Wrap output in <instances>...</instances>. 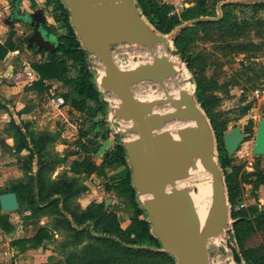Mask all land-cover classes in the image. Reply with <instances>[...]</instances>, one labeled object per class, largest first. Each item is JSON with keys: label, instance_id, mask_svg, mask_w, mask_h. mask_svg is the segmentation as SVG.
<instances>
[{"label": "rangeland", "instance_id": "rangeland-1", "mask_svg": "<svg viewBox=\"0 0 264 264\" xmlns=\"http://www.w3.org/2000/svg\"><path fill=\"white\" fill-rule=\"evenodd\" d=\"M156 1L162 7L164 15L168 18L177 16L180 19L179 26L164 34L161 28L155 26V20L150 22L143 17L148 27L164 40V44L158 43L157 54L150 53L138 44L118 41L111 46L112 56L121 69L131 72L151 66L155 57H164L172 66L175 76L180 74L185 76L184 86L189 91L192 106L204 114L209 125L215 127L211 158L222 174L225 191V195L220 199L218 197L216 202L224 213L221 234L212 238L206 236L209 264H235L226 242L230 241V236L234 234L232 226L235 220L232 219L231 213L240 210L245 212L251 226L244 231L239 247L231 244L236 247L240 256L242 252H251V264H264V225H257L254 222L256 214L264 213V156L256 157L251 153L257 126L264 118V6H251L264 4V0ZM226 5L227 14L224 16L222 6ZM26 8L32 11L29 13L37 10L47 12L46 22L50 25V29H54L56 34L62 33L60 23L52 19L50 8L46 7L44 2L40 5L31 2V6L26 3L20 4L19 13L16 18L13 17L15 19L10 17L12 11L10 6L8 13L4 14L7 19L0 23L2 43L4 44V41L11 36L10 42L19 49L8 54L4 61L0 62V76H2L0 77V194L10 191L18 182H26L29 179L27 166L30 164L31 172L36 169L40 171L44 195L62 183L70 186L72 194L67 202V210L64 211L59 207L58 214L47 211L42 215L33 216L29 210L31 203L25 201L17 212L9 215L19 231V236L34 235L38 228L42 227L51 234L50 247H41L42 251L37 252L39 254L24 258L26 262L21 264H40L46 257H52L53 262L71 259L74 256L87 258L88 252H102L106 255L110 251L109 248L97 241L91 229L76 228L73 220L78 219L83 212L95 209L101 202L110 200L107 208L116 216L119 226L124 229L128 226L133 212L132 207L124 203L123 197L106 189L111 182L108 181L109 178L122 172L123 168L109 171L112 175L105 179L96 176H79L71 171V163L82 158V150L78 143L81 142L80 138L84 130L91 128V123L83 119L82 115L79 117L71 106L66 114L69 117L67 122L57 116L60 115V108L63 107L58 106L57 99L60 94L66 92L60 83L49 82L50 91L45 93L28 92L32 80L26 76V68L30 67L32 70V66L43 61L45 57L38 55L35 47H27L25 40L32 34L33 29L19 20L21 16L19 14L27 12ZM184 15L198 17L186 21ZM201 22L211 23L202 25L199 24ZM183 29L189 31L184 34L181 42H176ZM89 63L90 68L95 72V82L99 86V80L103 77V67L92 54L89 55ZM197 78L202 79L199 89L196 84ZM167 81L168 79L164 85ZM161 89L153 81H142L132 86L134 96L145 105L151 106L153 111L158 109L159 102L164 97ZM103 97L108 102L109 108L105 118L98 115L93 122L100 124L99 138L96 141L94 138L89 139L92 143L91 150L95 149L94 154L109 144L113 145L111 144L113 139L106 144L103 138L108 132H118L124 143L136 142L138 139L137 134L132 130L134 125L123 122L115 116L120 104L116 96L104 91ZM89 115L91 113L87 116ZM8 120H15L25 128L29 127L37 139L42 137L45 140L39 161L27 150L15 152L14 141L6 132V126L10 122ZM235 127L241 130L244 138L236 152L228 156L223 145V135ZM47 134L50 136L49 139ZM155 135H161L160 130L156 131ZM84 140L90 142L88 138ZM225 156L229 158L230 163L223 170L220 161ZM97 158L95 157V160ZM224 172L231 176L232 184L236 185L238 192V198L232 205L226 198L224 181L227 175ZM187 179H180L169 188L174 192L184 190L192 194L195 190L193 184L184 187ZM78 192L81 193L77 194ZM138 195L143 205L149 203L151 195L143 192ZM205 204L214 207L213 201ZM27 217L30 218L27 223H31L28 226L25 224ZM68 225L72 226V229ZM231 240L234 242V239ZM7 243L6 240L0 249V264H19L16 255H3V252L9 249ZM160 252L173 258L163 249ZM106 264L170 263L156 257L139 259L135 262L121 260ZM172 264H177L175 259ZM241 264L248 263L241 258Z\"/></svg>", "mask_w": 264, "mask_h": 264}, {"label": "water", "instance_id": "water-1", "mask_svg": "<svg viewBox=\"0 0 264 264\" xmlns=\"http://www.w3.org/2000/svg\"><path fill=\"white\" fill-rule=\"evenodd\" d=\"M61 1L69 12L70 23L83 48L97 57L103 67L104 81L98 87L113 93L120 103L115 116L123 122L134 124L132 130L138 136L137 141H121L124 143L131 169L133 188L138 194L148 191L152 197L151 202L141 204L147 213L153 236L159 240L163 251L173 256L177 264H209L207 237L201 233L189 193L181 190L167 194L169 186L187 177L189 160L183 144L187 149L197 151L200 147L199 133L183 130L179 133L180 142L167 135L156 136L155 132L161 130L166 119L152 114V107L141 104L132 91V86L142 81L156 82L163 89L164 82L174 76L172 66L166 58L155 57L151 66L129 73L116 64L111 52L112 44L121 41L138 44L152 53V49L158 43L164 44V40L148 27L133 0ZM8 2L14 3L13 14L16 13L21 1ZM47 15V12L37 10L20 16L19 20L33 29L27 39L28 48L36 47L37 52L54 53L58 41L48 36L43 29ZM115 31H118L116 35ZM191 106V97L182 95L180 101L173 105L176 113L172 119L194 121L199 126L205 148L203 160L206 170L216 181L213 187L220 199L225 191L222 174L211 158L213 133L204 114L195 108L190 110ZM243 138L237 127L223 135V145L228 156L236 152ZM251 153L256 157L264 156V118L257 126ZM109 203L110 200H105L104 207L107 208ZM18 210L19 203L15 193L0 195V211L3 214ZM226 246L232 253L234 263L241 264L236 247L229 240Z\"/></svg>", "mask_w": 264, "mask_h": 264}, {"label": "trees", "instance_id": "trees-1", "mask_svg": "<svg viewBox=\"0 0 264 264\" xmlns=\"http://www.w3.org/2000/svg\"><path fill=\"white\" fill-rule=\"evenodd\" d=\"M18 0H15V2ZM141 16L148 21H156L155 26L161 28L164 34L169 33L172 29L180 25V19L175 16L168 18L162 13L161 6L156 0H133ZM14 10V3H10ZM46 7L50 8V16L52 19L60 23L62 33H54V29H50V25L45 22L43 29L48 36L54 37L58 41V47L54 53H47L40 51L39 54L46 55L47 62L38 63L32 66V70L38 75V79L31 84V90L38 93L46 92L49 86L46 84V80L58 81L61 85L67 88L66 92L62 94L64 103L71 106L76 111H84L88 104L94 105L96 116L100 115L105 118L108 113V102L103 97V90H101L95 82V72L90 68L89 53L83 48L80 40L78 39L74 28L70 23V15L65 8L61 0H45ZM165 8V4L163 5ZM264 6V4H254L251 7ZM169 8V7H168ZM227 5L222 6V12L224 16L227 14ZM18 10L13 15L18 14ZM23 12L19 15H26ZM198 16L184 15V20L188 21ZM211 22L199 23L202 25L210 24ZM189 29H183L180 35L176 38V42L183 40L184 34ZM13 35V34H10ZM9 36L4 44L0 45V60L4 59L9 52L18 51V47L11 43ZM28 37L25 41H27ZM36 48V47H35ZM201 78L196 79L197 88L202 85ZM202 108L203 102L200 103ZM212 133L215 131L214 125H210ZM214 130V131H213ZM6 132L14 141L15 152L27 150L31 156H36L38 161L40 155L44 149V139L40 137L37 139L33 130L29 127H23L21 124L17 125L10 122L6 128ZM90 133V130L89 132ZM87 133L82 134L85 137ZM49 139V135L47 134ZM52 139V138H51ZM106 139V136H104ZM82 149L83 158L80 161L74 160L71 163V171L79 176H91L93 174L100 178H107L103 171V167L106 168H123L122 172L116 174L114 177L109 178V186H106L108 191H112L119 197H123L125 204L131 206L133 212L129 219V224L125 229L119 226L116 216L112 214L109 209H105L104 202H101L95 207V209H89L83 212L78 219H74V225L76 228L87 227L91 229L93 235L97 238V241L106 245L109 248V253L104 255L102 252H88V257L83 258L80 256H74L71 259L59 260L53 262L52 257L47 258L45 264H106L115 263L121 260H130L135 262L139 259L156 257L167 260L170 264L174 263V259L168 254H160L162 246L159 240L153 236L151 224L148 221L147 213L142 207L139 200L137 191L133 188L131 169L127 160L126 151L124 149V143L121 141L120 135L114 136V145L111 150L105 154L101 167H97L93 164L89 157L90 144L78 143ZM31 157V158H32ZM230 161L225 156L220 161V167L225 170ZM29 173V179L26 182H19L14 184L10 191L17 196L19 203V209L25 201L31 203L30 212L33 216H39L47 211L58 214L61 207L64 211L67 210V202L70 198V186L66 183H62L56 186L47 195H44V187L40 177L39 169L31 172V164L27 166ZM225 175L226 172H224ZM226 187V198L229 204H233L238 198V192L235 184H232L231 176L227 175L224 181ZM85 189V188H84ZM81 192H78L79 194ZM0 194V195H1ZM234 234L230 236V241L236 247L241 245L244 237V231L249 229L250 220H248L243 210L232 212ZM25 224L30 218H25ZM254 222L257 225H264V213L256 214ZM70 229L72 226L68 225ZM0 229L9 234L14 231V226L9 222L7 215H0ZM74 230V229H73ZM51 234L46 228H40L36 235L28 238L17 240L11 243L19 249L20 252L28 250H35L40 248L44 241L50 240ZM231 239H234L232 242ZM108 257V258H107ZM246 263L251 264L250 257L251 252H242L240 256Z\"/></svg>", "mask_w": 264, "mask_h": 264}, {"label": "bare ground", "instance_id": "bare-ground-1", "mask_svg": "<svg viewBox=\"0 0 264 264\" xmlns=\"http://www.w3.org/2000/svg\"><path fill=\"white\" fill-rule=\"evenodd\" d=\"M117 33L118 31H115V35ZM158 50L159 48L157 46L156 48L152 49V53L157 54ZM124 71L132 73L130 70ZM102 76L103 77L101 78V80H99L100 84H102L104 81V73L102 74ZM184 77L185 76L180 74V76L174 75L168 79V81L164 85V88L161 89V94L163 93L164 97L161 98L158 109H155V111H153L154 109H152V114L166 119V122L161 128L160 133L162 135L169 136L177 142H180L179 133L183 130L196 131L199 133L198 138L200 141V147L197 151L193 149H187L186 145L183 144L189 160L186 177L188 179L186 185L184 184V187L193 184L195 190L192 192V194L189 193V195L192 201V205L193 203L195 205V208L194 205L193 208L196 212V216L200 224L201 233L203 236H211L212 238L221 234V225L224 220V213L216 205L218 196L216 195L213 187L216 181L212 174L206 170V163L203 160L205 155V148L200 134V128L194 121H179L172 119V116L176 113V109L173 107L174 103L180 101L181 96L184 94L190 96L188 89L186 88V86H184ZM137 100L141 104L145 105L141 100ZM193 109L194 107L191 106L190 110ZM184 110L186 109L184 108ZM129 123L133 124L132 122H128V124ZM209 161L212 162L210 159ZM169 187L167 188V194L174 193V190ZM144 193L146 195H150L148 191ZM151 201L152 197L149 202ZM208 201H213L214 207L206 205L205 202Z\"/></svg>", "mask_w": 264, "mask_h": 264}, {"label": "crops", "instance_id": "crops-1", "mask_svg": "<svg viewBox=\"0 0 264 264\" xmlns=\"http://www.w3.org/2000/svg\"><path fill=\"white\" fill-rule=\"evenodd\" d=\"M21 1V0H20ZM33 2V1H32ZM42 2H44L45 3V0H36L34 3L36 4V5H40ZM23 3H26V4H28V5H30L31 6V2H23ZM22 3V1H21V4H23ZM10 6H12L9 2H8V0H0V23L2 22V21H4V20H6L7 18V16H5L4 14H7L8 12H7V10L10 8ZM20 7V6H19ZM27 9V12L26 13H28L29 14V12H32L31 10H29L28 8H26ZM35 10V9H34ZM11 19L13 18V17H15L14 15H13V7H12V11H11ZM16 18V17H15ZM15 18H13V19H15ZM10 19V18H9ZM18 23V22H17ZM17 25V24H16ZM0 28H1V26H0ZM5 42V41H4ZM3 43H2V41L0 40V45H2ZM37 51V50H36ZM15 52V51H14ZM11 52H9L8 54H10ZM7 54V55H8ZM37 54L38 55H41V54H39V52H37ZM7 55L5 56V58L7 57ZM42 56H44L45 58H44V60L43 61H39L38 63H45V62H47V58H46V55L44 54V55H42ZM4 58V59H5ZM4 59H2V60H0V62L1 61H4ZM26 70L27 71H32L31 70V68L30 67H28V68H26ZM33 72V74H34V80L33 81H36L37 79H38V75L37 74H35V72L34 71H32ZM0 77H2V76H0ZM4 77V76H3ZM29 81V80H28ZM32 81V82H33ZM32 82H30L31 84H32ZM49 82H57V83H60V82H58V81H50V80H46V84L48 85V83ZM0 83H1V81H0ZM31 84H29L30 86H29V90H28V92H31V93H36V94H40V93H38V92H36V91H33V90H31ZM60 85H61V83H60ZM64 89H66L67 90V88L65 87V86H63V85H61ZM48 91H50L49 89H48ZM48 91H46V92H48ZM42 93H45V92H42ZM65 93V92H64ZM63 93V94H64ZM59 99H57V101H59V102H62L63 104H62V106L63 107H61L60 108V115H57L59 118H61V120H64L65 122H67L68 120H69V117H68V115L66 116V114H67V112H68V109H70V107H69V105H67L66 106V104L64 103V100H63V97H62V94H60L59 95V97H58ZM71 109L74 111V112H76V113H78L79 114V117H80V115H82L81 117H84L83 119H85L86 121H88L89 123H91V128H89L87 131H86V129L84 130L85 132H84V135H85V133H87V135L85 136V137H82L81 136V138H80V141H81V143H83V144H92L91 143V140H89L90 138H94V140L96 141L97 140V138H99V132H100V124H98V122H96L95 124H93V122H94V120H95V118L97 117L96 116V113H95V110H94V105H92V104H88V106H87V108L84 110V111H82V112H79V111H76L75 109H73L72 107H71ZM11 111V110H10ZM63 111V112H62ZM88 113H91V115H89V116H87L88 115ZM12 114V116H13V118H15L14 117V114L13 113H11ZM7 116V115H6ZM8 121H13V123L14 124H17V125H19L15 120H8ZM9 122V123H10ZM8 123V124H9ZM20 123V122H19ZM21 124V123H20ZM7 127V126H6ZM31 130V129H30ZM89 130H90V133H88L89 132ZM116 134H118V132H112V133H110V132H108L107 133V135H105L106 136V139H105V142H106V144H107V142H109L110 143V141L109 140H111V139H113V142L111 143V144H113L114 145V136L116 135ZM110 136V139H108V137ZM85 138H88V140L90 141V142H88L87 143V141H85L84 139ZM103 138H104V136H103ZM108 140V141H107ZM112 145V146H113ZM112 146H110V144L109 145H107V146H105L104 147V149L102 150H98V151H96L95 152V154L93 153L94 151H95V149H93V150H91L92 148H90V151H91V153H89V157H90V159H91V161L93 162V164L95 165V166H97V167H101V164H102V162H103V159H104V157H105V154L108 152V151H110L111 150V148H112ZM91 147V146H90ZM81 149V148H80ZM82 150V149H81ZM83 152H82V158H83ZM95 157H98L97 158V160H95ZM81 158V159H82ZM80 159V160H81ZM80 160H76V161H80ZM103 169V171H104V173L106 174V176L107 177H111V175L112 174H110V172L109 171H111V170H113V169H116V168H106V167H103L102 168ZM35 171V170H34ZM91 176H96L97 178H100V177H98L97 175H95V174H93V175H91ZM91 176H89V177H91ZM102 179V178H101ZM19 183V182H18ZM0 215H7L8 216V220H9V222L14 226V231L13 232H11V233H9V234H6L5 232H3L1 229H0V249H1V247L4 245V242L7 240L8 241V243H7V245H8V247H9V249H8V251L7 250H5L4 252H3V255L4 256H7V255H16V258H17V262L19 263V264H21V263H25L26 261H25V259L24 258H28L29 256H33L34 254H39V253H37L38 251H42V248L41 247H45V248H48V247H50V245L52 244V241H51V239L50 240H46V241H44V243H43V245L40 247V248H38V249H35V250H28V251H25V252H20L19 251V249L17 248V247H15V246H12L11 245V243L12 242H14V241H17V240H22V239H28V238H31V237H33V236H35L36 235V233H37V231L40 229V228H38V230L35 232V234L34 235H31V236H19V231H18V229H17V227H16V225L12 222V218H10V214H3L1 211H0ZM26 226H28V225H26ZM42 228H45V227H42ZM122 229H124V228H122ZM13 255V256H14ZM47 258L48 257H46L45 258V260L44 261H41L40 262V264H45L46 262H47Z\"/></svg>", "mask_w": 264, "mask_h": 264}, {"label": "built area", "instance_id": "built-area-1", "mask_svg": "<svg viewBox=\"0 0 264 264\" xmlns=\"http://www.w3.org/2000/svg\"><path fill=\"white\" fill-rule=\"evenodd\" d=\"M22 1V3L23 2H35L36 0H21ZM26 76L28 77V79H30V80H34V74H33V72L32 71H26ZM63 103L62 102H59V104H58V106L59 105H62ZM116 120V119H115Z\"/></svg>", "mask_w": 264, "mask_h": 264}]
</instances>
